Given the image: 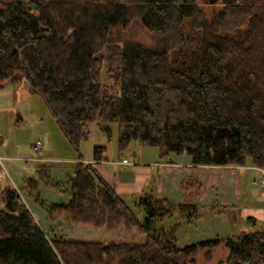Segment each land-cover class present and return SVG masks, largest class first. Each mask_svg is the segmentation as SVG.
<instances>
[{"label": "trees", "instance_id": "trees-1", "mask_svg": "<svg viewBox=\"0 0 264 264\" xmlns=\"http://www.w3.org/2000/svg\"><path fill=\"white\" fill-rule=\"evenodd\" d=\"M219 5L207 18L197 0H0V88L23 81L75 149L90 124L109 136L115 123L119 152L137 141L193 165L264 169V0ZM134 20L159 36L157 46L116 42L114 31ZM92 159H105L103 147ZM3 181L0 264H195L196 250L220 244L219 264H264V228L177 247L176 223L161 224L169 201L143 192L128 207L80 162L68 201L45 207L50 221L108 232L122 225L139 242L49 239L23 200L36 181L20 189ZM177 209L196 217L191 204Z\"/></svg>", "mask_w": 264, "mask_h": 264}, {"label": "rangeland", "instance_id": "rangeland-1", "mask_svg": "<svg viewBox=\"0 0 264 264\" xmlns=\"http://www.w3.org/2000/svg\"><path fill=\"white\" fill-rule=\"evenodd\" d=\"M197 5L204 11L207 18L211 16L212 10L219 8V0H197ZM116 42L124 46L125 44H139L140 46L152 49L159 43V36L144 29L139 21L134 20L125 28L114 31ZM13 86V87H12ZM0 88V173L1 183L5 182L15 189L22 188L28 178L36 181L35 193L32 197L24 196V204L38 223L42 231L48 236L50 227H54L57 233L71 231L64 239L81 241H126L134 237V242H139L140 237H136L133 228L125 229L122 225L115 231L94 230L89 226L72 225L67 218L61 217L56 221H50L46 206L49 204L66 203L69 199V183L73 174V167L76 162L84 165L92 160L93 147H103V154L106 160L116 161L125 158L131 159V154H137L142 162L157 160L158 149L141 145L137 141H130L120 152L117 150V126L110 125V134L106 136L99 132L95 124L88 126V135L75 149L64 138L57 124L51 117L48 109L39 95L31 91L26 84L19 80L7 87L9 90ZM36 139L41 143L40 151H33L32 145ZM16 151L12 158H7L10 148ZM30 157L34 162H24ZM175 154L170 153L167 158L174 160ZM43 159V160H41ZM134 157L132 160L134 161ZM168 160V159H166ZM248 162V161H247ZM247 164V163H246ZM120 169H127L125 166H116ZM44 169V174L40 169ZM156 166L152 168V173L144 193H153L155 198L158 190L169 188L165 185L168 182H161L160 171L159 186ZM158 169V168H157ZM171 169V168H170ZM252 180L255 183H252ZM259 180L256 175H249L247 180V191L259 193L264 188L258 185ZM157 187V188H156ZM140 196V195H139ZM184 197L183 203H187ZM126 206L133 208L137 200L133 196L125 199ZM253 200V199H252ZM173 207L172 215L161 220V224L176 223L175 245L181 247L185 244L194 243L204 239L223 238L236 235L242 231H257L264 228V221H256L252 226L246 222L240 212L232 211L222 214H211L205 208L196 209V217L191 221H186L177 209V203H171ZM136 212V218L140 220L142 211ZM235 216V217H234ZM239 221L242 223L240 228ZM68 223V224H67ZM52 225V226H51ZM227 254L223 245H217L208 254L204 249H198L193 254L195 264H219L225 259ZM102 264H118L116 257L109 260L104 259Z\"/></svg>", "mask_w": 264, "mask_h": 264}, {"label": "crops", "instance_id": "crops-1", "mask_svg": "<svg viewBox=\"0 0 264 264\" xmlns=\"http://www.w3.org/2000/svg\"><path fill=\"white\" fill-rule=\"evenodd\" d=\"M12 83L8 80L2 82L6 92L13 87H7ZM15 153L16 151L11 147L7 158H12ZM131 155L132 157L129 161L125 158L108 161L105 158L104 160L92 159L89 163H86L113 189V192L124 204L127 197L133 198L134 196L137 198L146 190V182L150 179L152 168L156 166L155 170L158 176L156 186L160 184L159 171L161 172V182H168L165 185L170 186L169 188H161L157 193L170 203H183V198L187 197L185 198L188 201L186 204L193 205L195 210L197 208H205L211 214L237 211L247 219L246 222L249 226H252L256 221H264L263 191L259 193L247 191L249 175H256L259 180L258 185L264 188V169L250 164L242 166L193 165L179 155H175L174 160H170L167 158L169 154L162 155L160 151L157 153V160L147 159L146 161L148 162H142V159L140 161L137 154ZM133 157L135 158L134 161L132 160ZM33 160L35 161V159L27 157L24 162H34ZM116 166L131 167L127 169L120 167L119 169ZM1 179L0 173V188L2 185ZM252 183H255V181L252 180ZM239 222L240 228L244 230L245 228H242L241 221ZM49 233L52 237L50 238L45 234L46 237L54 239L66 237L68 233L71 234V231L57 233L54 227H50Z\"/></svg>", "mask_w": 264, "mask_h": 264}, {"label": "built area", "instance_id": "built-area-1", "mask_svg": "<svg viewBox=\"0 0 264 264\" xmlns=\"http://www.w3.org/2000/svg\"><path fill=\"white\" fill-rule=\"evenodd\" d=\"M32 149H33V151H35V152L40 151V149H41V143H40L39 139H36V140L34 141V143H33V145H32ZM261 184H262V182H261Z\"/></svg>", "mask_w": 264, "mask_h": 264}]
</instances>
